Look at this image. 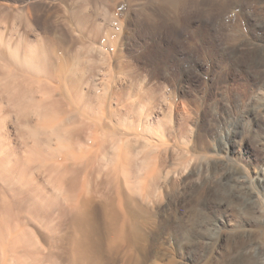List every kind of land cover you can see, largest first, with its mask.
Masks as SVG:
<instances>
[{"label": "rangeland", "instance_id": "obj_1", "mask_svg": "<svg viewBox=\"0 0 264 264\" xmlns=\"http://www.w3.org/2000/svg\"><path fill=\"white\" fill-rule=\"evenodd\" d=\"M232 32L252 43L251 46L259 47L254 52L243 46L246 44L235 46L228 39ZM0 41L7 51L17 46L19 56L36 52L41 57L40 63L49 66L50 72L31 77L33 99L47 97L41 83L56 90L48 95L56 100L58 111H62L54 121H68L81 142L73 151L76 158L67 161L75 160L85 170L90 187L104 183L102 188L110 191L114 184L107 180L115 179L119 186L125 183L121 188L126 194V184L137 185L136 180L143 173V169L138 170V176L136 170L140 168L144 137L148 134L145 127L152 132L147 137L153 143L155 165L173 160L181 175L161 193L157 191V203H153V208H145L142 214L146 223L142 244L146 248L141 254L136 251L142 259L139 264H264V0H0ZM220 51L223 55L218 54ZM0 66H3L0 106L10 110L2 91V59ZM14 66L7 62L9 70ZM63 86L71 94L61 89ZM8 112L4 129L9 132L11 146L17 151L20 147V156L23 153L25 157L15 129L21 123L14 111ZM31 117L36 121L34 115ZM110 132L116 133L111 136ZM226 134L225 144H220L219 138ZM51 140L50 146L54 147L56 139ZM124 142L129 143L126 146ZM111 143L121 148L117 160L112 161L116 163L114 166L107 156L109 152L112 155L108 150ZM102 146L108 150L103 154L105 160L98 156ZM112 147L117 152L116 146ZM183 151L198 158L181 166L179 160L186 154ZM40 157L36 162L39 166L58 165L63 160L62 154ZM87 158L91 159L88 164ZM127 158L131 159L129 165ZM95 159L100 163L98 166L94 165ZM43 167L35 175L46 189L55 192L58 181L54 174L48 177ZM110 170L116 173L110 176ZM124 172L127 181L122 178ZM95 199L89 242L99 256L97 264H138L132 252L108 249L107 228L98 209L100 198ZM25 208L13 209L17 216L11 218L9 230L4 229L8 234L6 240L21 232L32 238L35 232L32 239L39 241L42 246L36 245L44 250L36 247L50 254L51 249V253L55 250L50 245L56 238L52 245L63 248L62 252L58 249L61 257L54 251L50 260L45 256L38 261L65 264L68 255L65 239L70 233L67 220L59 221L58 210H52V222H47L50 223L47 227L45 221L27 213ZM15 245L17 254L0 247V264H14L12 261L19 257L18 264H23L24 259L31 264L23 244L15 242Z\"/></svg>", "mask_w": 264, "mask_h": 264}, {"label": "bare ground", "instance_id": "obj_2", "mask_svg": "<svg viewBox=\"0 0 264 264\" xmlns=\"http://www.w3.org/2000/svg\"><path fill=\"white\" fill-rule=\"evenodd\" d=\"M235 1H239V0H235ZM234 7H236V6H234ZM236 31H239L238 27H237ZM228 39L231 41L233 40L235 46H237V47H241L242 44H246L243 46H246V47L249 46L250 48L253 49L254 52L259 47L257 45L251 46L252 43L244 41L239 36V34L237 32L230 33L228 35ZM0 42L3 43L2 41H0ZM1 43H0V45H1ZM228 43H231V42H228ZM8 46L10 47V45H8ZM7 49H6V47H2V45L0 46V59H2L4 61V68H3L4 81L2 84V91L5 93L6 99H7L8 103L10 104V108H11L10 110H7V109H4V107H2V105L0 106V182L2 181V183H3V185L0 186L2 188V190L0 188V247L3 248L4 250H6L7 252L16 253L15 242H21L23 244L22 246H24V248H26V249H24L23 247L22 248L25 251H27V254L30 257L28 255L27 256L29 257V259L30 258L32 259L31 260L32 263L30 262L31 264H34V263L36 264V262H38V264H40L39 259L41 257L43 258L45 256H47V259L50 260L49 259L50 254H52L54 251H58L57 252V253H59L58 257H61V256H59L60 255L59 250L61 249L60 246L63 244L61 243V245H59L60 249L55 248L52 244H55L56 238L54 241L53 237L50 234V233H52V235H53L54 231L55 232L58 231L57 228H55V230H54L53 228L50 227L51 229L54 230L53 231L49 228L52 231L50 233L48 232V230L45 229V231L47 233H49L50 236L52 237V239H51V237L50 238L48 237V240L51 239L52 241H54V243H53L50 240L52 242L51 245L53 246V247H51V245H50V248L55 249L52 253H51V251L53 249H51L50 254L49 253L46 254L44 251L42 253V251H40L42 249L44 250V247L41 249L40 247L42 245L38 244L39 241L37 243V242H35V240L32 239L33 236L35 237L34 234H36L35 232L33 234L32 230H30V232H29L30 234L32 232V235H33V236L31 235L32 238L29 236H26V234H24V232H21L20 234H16L14 236V239H12L10 241L6 240V235L8 236V234H5V232H4V229L10 224V221L12 220L11 218L17 216V214H15V211L13 212V209L16 207L17 208L26 207L25 211L27 213H29L33 216H36V218H38V219L41 218L42 222L45 221L47 227L50 226V225H48L50 223H47V222H50L52 219V215H51L52 210L56 209V210H58V220L59 221L67 220L68 225H69V229H70V233L68 234V237L66 236L68 239L67 238L65 239V236H64V239L66 241H68L67 244L64 242L65 240L63 241V243L68 245V247H67L68 248V251H67L68 255H67V258L65 260V262H66L65 264H97L99 256H97L96 253H94L93 248L90 245L89 234H90V230H91V228H90L91 227L90 217L92 214V209L94 208V202L96 200L95 197H97V199L99 197L100 203L98 205V209L100 211L101 218L103 219V222L107 228L108 235H107L106 239H107L108 249L112 252H118L122 249H126L127 252H130V253L132 252L134 254L135 262L139 264L142 259L140 260V258H139L140 255H138V254L143 253L144 248H146V247H144V244H142L144 242L143 241L144 240V232L143 231L145 229V224H146L145 222H143L142 214L146 210L145 208H147L148 206L149 207L152 206L153 203L155 201H157L156 192L160 190V193H161V191L163 189L167 188V186L170 182H172L176 177L181 175L180 173H177V168L175 167L176 165L173 166V164H174L173 160L161 161L158 163L156 162V165H155V163H154L155 154L153 153L154 152L153 151V149H154L153 143L151 142L152 140L149 138V137H151L152 132L149 130L148 127L147 128L145 127L146 133L149 134V137H147L148 134H146L147 136L144 137V144H143L144 149H142V152H141L142 158L140 159V164L137 163L138 165H140V168H138L139 167L138 166V167H136V168H138L137 170L134 169L137 172H139L138 170L142 171V169H143V171H142L143 173H141V174H140V172L137 173L138 176L140 174V176L142 178V179L141 178L140 179L138 178V179L142 180L143 182L136 180V182L138 181L136 183L132 180L137 185H133V183L126 184L127 185V189H126L127 193L126 194L123 192V190L121 188V186L125 183H123L121 186H119L115 182V179L114 180L110 179L111 181L109 179L107 180V182L109 184H111V185L114 184V186H112L113 187L112 190L109 191V188L107 189L109 192L107 190H105L106 188H102L104 183H103V185L100 184V186H96L93 188L90 187L89 181L86 177V173L84 172L85 170H83V168L80 165H78V163H76L75 160H73V162H71V163H69L67 161L71 157L73 159L76 158V154H74L73 151H75V149H76L75 146L79 145L81 142H80V139H78V137L74 134L75 131L68 121H66V120L54 121V117L57 116L59 111H58L57 106H56V102H55L56 100L55 99L51 100V98L48 95L49 94L53 95L52 91H56V90H54V88H53V90H51L50 87L48 89L47 87H45L41 83L39 85L41 86V88L44 92L48 93V95H47V97L45 96L46 98H44L42 100L33 99V91H34L33 88L34 87L32 86L33 79L31 77L33 75L37 76V75L45 73V72H47V73L50 72L49 66L48 65L44 66L43 65L44 63L43 64L40 63L41 57L38 54H34L36 52L32 53L31 51H28V52L22 54V56H19L17 46L13 47V48H9V51H7ZM3 50H6L7 52H5ZM221 52L222 51H220L218 54L223 55ZM211 56H213V52L211 53ZM7 62H11L15 65L14 66L15 68L13 69L14 71L11 69L9 70L7 68ZM255 63H258V62L255 61ZM0 67H3V66H0ZM1 72H2V70H1ZM71 74H73V73H71ZM57 78H58V76H57ZM65 83H66V81H65ZM68 83H69V81H68ZM21 84H23L24 86H22ZM63 85H65V84H63ZM65 88L66 87H64V86L61 87V89H63V90ZM65 90H66V92H69V91H67V89H65ZM146 90H148V92H149V88ZM146 90H145V92H146ZM76 93H77V91H76ZM59 95H60V93H59ZM67 96L70 97L71 95H67ZM81 96H82L81 99L83 100L84 95H81ZM144 96H146V95H144ZM62 97H63V95H62ZM147 98H148V96H147ZM141 99L142 98H140V100ZM137 100H139V98ZM141 101H143V100H141ZM82 102H84V100ZM78 103L80 105L81 101ZM132 103L134 104L136 102L133 101ZM133 104H132V106H133ZM146 107H147V105H146ZM76 108H78V107H76ZM80 108H82V107L80 106ZM149 109H151V107H149ZM8 111H14L16 119L21 123V126H16L15 129H16L17 138H19L21 141L20 145L23 146L25 149V157L22 156L23 153L20 156V152H19L20 147L17 151L14 146H11L12 140H11V137L9 138V132L5 131V129H4V126L6 124L5 122H6L7 118L9 117ZM75 111H77V109H75ZM61 112L62 111H60L59 113H61ZM148 114H149V112H148ZM1 115H3V118H1ZM32 115H34L36 117V121H33L35 118L32 120V117H31ZM145 117L147 119L148 115H146ZM168 120H169V118H168ZM144 123H146V122H144ZM167 123H168V125L171 124L170 122H167ZM148 124H151V122ZM86 125H87V123H86ZM163 125H164V123H163ZM159 126H161V125L159 124ZM164 128H165V125H164ZM143 129H144V127H143ZM154 129H156V128H154ZM161 129L159 130L160 134L162 132ZM151 130L154 131L153 129H151ZM165 130H166V128H165ZM177 131H180V130H177ZM181 132H182V130H181ZM115 133H111L112 135L111 134L110 135L114 136ZM142 133H143L142 135L145 134L143 132V130H142ZM132 134H134V132ZM178 134H180V133H178ZM138 135H140V134H138ZM227 135L228 134L222 135L219 138L220 144H225L226 139L228 138ZM162 136H163V133H162ZM181 136H183V135H181ZM51 138L56 139V145L54 147L50 146L49 141L51 140ZM73 138H76V140L73 141ZM179 138H181V137H179ZM19 139H18V141H19ZM132 139H133V136H132ZM184 139H185V137H184ZM161 140H162V138H161ZM20 141H19V143H20ZM30 141H31V145H28ZM107 141H109V139H107ZM115 141L117 142V140H115ZM229 141L232 143V140H229ZM42 142H44V145L42 144ZM182 142H183V140H182ZM106 143H108V142H106ZM114 143L109 144L110 146L108 148V150H110L112 153L111 156L109 155L110 152L107 155V156H109L108 159H110L111 162L112 161L114 162L115 160H117V159H115V157L117 156L116 158H118L120 150H121V148L119 149L120 146L114 145ZM128 143L129 142H126V144H125V142H124L123 144H125L127 146ZM101 145H104V144L102 143ZM111 145H113L114 148L116 146V149H118L116 151L118 153L115 152L114 150H111V148H110V147H112ZM125 145L123 147H125ZM106 146H108V145H106ZM106 146H104V147L102 146L103 149L100 148V152H102V153L98 154V156L99 155L102 156V157H99L100 159L103 158L105 160V158L103 156L106 155L107 153L105 154V152L108 151V150L106 151V148H105ZM99 147H101V146H99ZM104 148H105V151H101V149L104 150ZM114 148L112 147V149H114ZM175 149H177V148L175 147ZM45 150H48V151L45 152ZM124 150H125L126 154L130 153V150L128 148H126ZM174 151L175 150H173V152ZM184 151H186V150H184ZM45 153H48L47 155L51 156V157L62 154L63 160L58 165L57 164H49V166H48L46 163H41L44 166L43 168H45L46 172L48 173V177L50 175L54 174L55 180L58 181V188H56L58 190H56L55 192H53V191L51 192L50 190L46 189L45 188L46 185L44 186L42 181L39 180V178L35 175V171L36 170L40 171V169H41L40 167H42V165L39 166L38 163H36V162H38L40 160L41 155H44L46 157L47 155ZM168 153L166 155H168ZM184 153H186V152H184ZM115 154H117V155H115ZM98 156H96V157H98ZM197 158L198 157L194 156L193 154L188 155V152H187L186 154H184V156L181 157V159L179 160V164H181V166L182 165L187 166L191 160H193V159L196 160ZM108 159L106 158V160H108ZM90 160L91 159L87 158L85 160L86 164H88V162ZM99 160H98V162H99ZM96 161L97 160L95 159L94 165L97 164ZM126 161H127L126 162L127 165H129L131 163L130 158H127ZM113 162L111 164H113ZM99 164L100 163H98L97 166ZM115 164H113V166ZM134 164H136V163H134ZM195 164L196 163H194V165ZM113 166L111 165V167H113ZM116 167L117 166H115V168ZM189 167L190 166H188V168ZM101 168H103V167H101ZM188 168H186V169L188 170ZM91 169L92 168H90L89 171H92ZM194 169H196L195 166H194ZM87 170H88V167H87ZM93 170H94V168H93ZM180 170L182 171V168H180ZM190 171L193 172L194 170H190ZM43 172H45V171H43ZM109 172H110V176L116 173L115 172L112 174L111 170ZM133 173H136V172H133ZM103 175H105V174H103ZM124 175L125 176H122V178L128 177L126 172H124ZM182 175H184V174H182ZM107 176H109V175H107ZM105 177L106 176H103V178H105ZM50 178H49V181L52 180V177H50ZM107 178H109V177H107ZM123 179H125V178H123ZM123 179H121V180H123ZM128 179H130V178H128ZM262 179H264V178H262ZM125 180H123V181L126 182L127 180L126 181ZM139 182L141 183V185ZM54 183H53V185H54ZM105 183H106V181H105ZM51 184H52V182H51ZM49 185H50V183H49ZM3 186H4V189H3ZM52 190H53V188H52ZM162 195H164V194H162ZM162 195H161V197H162ZM159 196H160V194H159ZM60 197L62 198V200ZM156 203L157 202H155V204ZM153 206H152V208H153ZM53 215H55V214H53ZM17 219H18V217H17ZM35 220H37V219H35ZM17 221L14 220V222H17ZM12 225L15 226V224H12ZM14 226H12V227H14ZM54 226H56V225H54ZM15 227H16V230H18V228H17L18 226H15ZM12 229H14V228H12ZM31 229H33V227ZM8 230H9V228H8ZM68 232H69V230H68ZM57 236H59V235H57ZM37 238H39V237H37ZM46 238H47V236H46ZM62 240H63V238H62ZM36 241H37V239H36ZM57 242H59V241H57ZM36 244H38V246L40 245V247H38ZM59 244H60V242H59ZM66 245H64V246L66 247ZM57 247H58V245H57ZM62 249L60 250L61 252H62ZM65 250H66V248H65ZM21 251H23V250H21ZM136 251L139 253L137 254ZM253 251H255V250H253ZM44 253H45V255H44ZM65 253L66 252H64V254ZM52 255H54V254H52ZM56 255L57 254L55 253V256ZM17 256L19 257L22 255L18 254ZM27 256L25 255L26 258H28ZM25 257H23L22 259H24ZM58 257L56 259H58ZM63 257L64 256H62V258ZM65 257H66V255H65ZM65 257H64V259H65ZM20 258L21 257H19L17 259L18 261L16 260V262H15L13 260L12 262H14V264L15 263L18 264V262L20 263V261H19ZM22 259H21V261L23 262ZM53 259H55V257ZM94 259L96 260L95 262L93 261ZM11 260H12V257H11ZM48 260L46 261V263H48ZM24 262L26 263L27 261L24 259ZM24 262H23V264H24ZM145 262H146V260H145ZM28 263L29 262H27L26 264H28ZM58 263L59 262H57L56 264H58ZM4 264H6V263L4 262ZM52 264H54V263H52Z\"/></svg>", "mask_w": 264, "mask_h": 264}]
</instances>
